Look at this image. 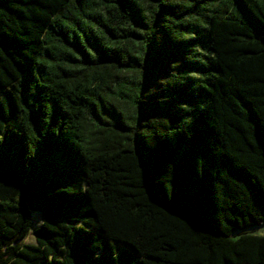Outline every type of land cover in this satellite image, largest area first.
Here are the masks:
<instances>
[{"label": "trees", "instance_id": "16d2710c", "mask_svg": "<svg viewBox=\"0 0 264 264\" xmlns=\"http://www.w3.org/2000/svg\"><path fill=\"white\" fill-rule=\"evenodd\" d=\"M263 224L264 0H0V264H264Z\"/></svg>", "mask_w": 264, "mask_h": 264}, {"label": "rangeland", "instance_id": "374dc122", "mask_svg": "<svg viewBox=\"0 0 264 264\" xmlns=\"http://www.w3.org/2000/svg\"><path fill=\"white\" fill-rule=\"evenodd\" d=\"M34 218V222H35V225L34 227H38L40 225V218L39 216H35L33 217ZM248 231L250 232V234H254V235H264V224L259 226V227H256V228H252V229H248ZM26 243H33L35 244V239L33 237L32 234H30L27 239H26Z\"/></svg>", "mask_w": 264, "mask_h": 264}]
</instances>
